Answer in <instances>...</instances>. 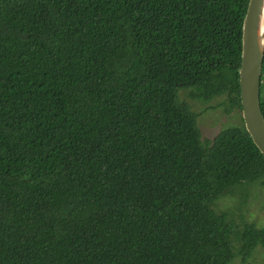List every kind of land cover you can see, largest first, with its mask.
I'll use <instances>...</instances> for the list:
<instances>
[{
	"label": "trees",
	"instance_id": "16d2710c",
	"mask_svg": "<svg viewBox=\"0 0 264 264\" xmlns=\"http://www.w3.org/2000/svg\"><path fill=\"white\" fill-rule=\"evenodd\" d=\"M248 1L0 0V264H240L264 248V226L216 208L264 187L241 116ZM187 95L222 97L240 123L202 136Z\"/></svg>",
	"mask_w": 264,
	"mask_h": 264
},
{
	"label": "rangeland",
	"instance_id": "374dc122",
	"mask_svg": "<svg viewBox=\"0 0 264 264\" xmlns=\"http://www.w3.org/2000/svg\"><path fill=\"white\" fill-rule=\"evenodd\" d=\"M186 91L187 89L179 90L178 95L181 100L186 96V94H184ZM187 97L185 99L191 104L192 110L196 113V123L204 137H213L220 130L240 123V115L236 110L230 112L225 111V104H221L224 100L222 97H216L208 103ZM244 185L246 184L237 185L231 193L219 199L216 208L220 211H231L228 215V219L235 225L245 221L249 223L252 222L257 227H263L264 187L256 183L249 184L248 186ZM240 193H242V195L244 194V197L240 195ZM242 197L243 200L241 202L240 200ZM237 247L238 244L235 242V251ZM238 259L239 257L237 256L232 264H234L235 261V264H238ZM240 264H264V248L257 246L252 251L250 257Z\"/></svg>",
	"mask_w": 264,
	"mask_h": 264
},
{
	"label": "water",
	"instance_id": "95a60500",
	"mask_svg": "<svg viewBox=\"0 0 264 264\" xmlns=\"http://www.w3.org/2000/svg\"><path fill=\"white\" fill-rule=\"evenodd\" d=\"M264 0H249L242 23L239 88L241 116L253 143L264 155L260 84L264 57Z\"/></svg>",
	"mask_w": 264,
	"mask_h": 264
},
{
	"label": "bare ground",
	"instance_id": "6f19581e",
	"mask_svg": "<svg viewBox=\"0 0 264 264\" xmlns=\"http://www.w3.org/2000/svg\"><path fill=\"white\" fill-rule=\"evenodd\" d=\"M263 20H264V15H263Z\"/></svg>",
	"mask_w": 264,
	"mask_h": 264
}]
</instances>
